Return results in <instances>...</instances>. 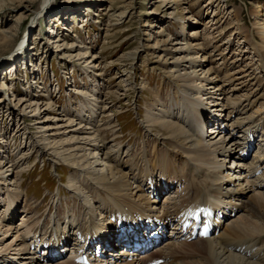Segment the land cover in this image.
Returning <instances> with one entry per match:
<instances>
[{
    "label": "bare ground",
    "instance_id": "obj_1",
    "mask_svg": "<svg viewBox=\"0 0 264 264\" xmlns=\"http://www.w3.org/2000/svg\"><path fill=\"white\" fill-rule=\"evenodd\" d=\"M35 2L0 0V14L21 9L20 17L24 16ZM135 2L125 0L120 12L114 8L117 0H96L99 10L104 11L102 15H107L109 22L119 23L133 18ZM51 3L52 0H42L33 24ZM222 3L226 1L211 0L206 8ZM151 4L155 8L149 17L178 18L190 30L170 36L161 27L153 31L154 27L146 22L141 26L143 38L139 39V46L125 53V58L131 60L145 54L176 79L169 97V119L159 104V115L146 116V137L153 149H148L146 142L138 156L133 155V147L117 142L118 132L112 120L115 116L108 114V100L100 98L102 84L98 80L89 90L74 91L73 95L83 97L77 110L73 107L60 111L52 97L43 101L38 92L26 96L14 93V81L28 71L26 68L34 66L29 60L16 63L25 51L22 45L10 55L9 59L18 54L12 59L16 64L11 63L2 73L12 75V79L8 83L4 77L0 85V91L4 90L0 93V121L8 120L12 125L17 119L16 129L21 131L28 128L31 120L37 131L32 142L29 140V148L25 144L28 149L12 150L0 129V142L7 143L0 146V247L9 239L0 249V264H79V258L104 264L115 255V264H147L158 258L165 261L157 264H264V87L255 82L259 78L252 75L248 66L242 67L237 61L228 64L230 59L224 54L221 60L225 66H214L219 60L205 55L207 48L200 39L198 24L187 16L188 9L179 0H155ZM90 9L87 7L90 16L86 21L91 20ZM235 12L238 10L229 11L227 16L233 17ZM253 14L255 22L251 27L239 15L230 28L236 29L235 37L243 42L241 46L245 45L244 52L254 53L253 59L264 75V6L258 5ZM60 16L67 19L66 14L59 12V23L51 26L54 29H47L51 35H58L50 44L54 42L58 54L82 62L88 77L101 76V56L90 53L84 45L68 44L64 33L60 34L62 30H56L59 24L64 25ZM223 32L220 37L225 35ZM17 34L18 26L3 28L0 50H7ZM38 44H34L36 50ZM73 47L78 50L70 51ZM27 54L32 61L33 53ZM20 63L26 67L18 66ZM36 67L33 71L38 70ZM33 87L41 89L37 82ZM155 127L159 131L154 133ZM251 136L257 139L259 148L254 155L244 157ZM30 150L51 158L54 166H67L73 171L64 187L80 205L77 213L69 209L63 217L57 211L45 216L46 210L45 218L37 222L36 214H28L30 202L21 179ZM19 151L22 152L18 154ZM59 197L58 191L51 203L61 205ZM198 204L211 208L215 205L227 217L212 236L192 241L174 236L155 252L137 260L123 257L126 250L114 236L119 233L116 228L120 223L126 222L135 230L136 221L147 226V221L161 219L173 224L174 229L180 219L191 214L189 209ZM229 211H236V215L229 216ZM20 218L22 223L16 227ZM95 240L101 248L94 247ZM50 244L59 255L43 259L47 254L45 246ZM67 249L69 253L65 252ZM102 253L107 256L102 257Z\"/></svg>",
    "mask_w": 264,
    "mask_h": 264
},
{
    "label": "rangeland",
    "instance_id": "obj_2",
    "mask_svg": "<svg viewBox=\"0 0 264 264\" xmlns=\"http://www.w3.org/2000/svg\"><path fill=\"white\" fill-rule=\"evenodd\" d=\"M35 1L32 4L31 11L24 16L20 17L19 11L21 9H16L17 11L10 10L6 14H0V31L3 28L6 30L9 26H18V36L12 42L8 43L10 47L7 50L3 49L4 51L2 49V51L0 50V85L2 80H5L4 77L7 80L12 79V75L7 77L8 74L5 76L2 73L12 63V59L18 55L14 53L13 57L9 59L12 52L17 51L22 45V50L25 47L27 49L25 48L24 53L22 52L20 54L18 57L19 60L16 63L21 62V59L27 62L29 60L31 65L34 67L37 66L36 69L38 70L33 71L35 68L32 66L26 68L28 71L21 73L18 79L14 81L12 86L16 89L14 93H17L18 96H26L38 92V95L43 101H48V98L52 97L57 108L60 111L66 110L67 112V109L73 110V107L77 110L79 103L83 99L80 94L73 95L72 93L76 89L89 90L94 87L95 82L98 80L102 84V96L100 98L105 97L108 100L109 105H107L110 107L108 114L113 115V117L115 116L112 120L118 132L117 142L133 147L130 148L135 156L140 155L141 148L146 142L148 149H153L152 142L146 137L147 133L144 126L146 116L150 115L153 118L159 115V106L161 105L165 115L169 119V97L175 87L176 79L166 74L160 65L152 63V60L145 54H141L136 60H131L125 58V53L131 52V50L134 51L139 46V39L143 38L141 26L146 22L148 25H152L151 27H154L153 31L161 27L165 35L170 36H176L177 33H180V35L184 34L190 29L188 27L185 29V23L178 18L158 19L155 16L153 17V15L149 17L150 11L155 8L151 2L155 0H136L137 2H135L133 9V18H124L122 22L120 21L121 23L117 20L109 22L107 15H102V12H104L102 8L99 10V5L96 4V0H52V3L47 6V10L33 24L35 14L40 9L42 3V0ZM225 1V4L222 3L219 7L210 9L208 7L207 9L206 6L211 0H179V4L183 3L182 6L188 9L187 14L189 15L187 16L192 18L191 20L193 21L195 19L197 22L198 25L196 26L200 31V39L204 43L205 48H207L205 55L219 60L214 64L215 67L223 68L225 66V64H222L224 61L221 60L224 54L226 58L230 59L227 62L228 64L237 61L242 67L248 66L250 72L253 73L252 75L259 78L255 79V82L258 84L261 82L260 85L264 87V75L259 71L258 63L254 60V53L248 54L244 52L246 49L244 48L245 45L242 44L241 46L243 42H239L235 37L236 29L230 28L234 25L233 23L239 15L243 19L242 22L247 27H251L255 22L253 13H255L258 5L264 6V1ZM124 3L125 0H117L114 8H119L121 12ZM87 7H91L90 10L93 12L90 21L88 19L86 21V18L90 16ZM234 8L239 13L235 12L236 15L234 16L233 14L231 19V17L227 16V13L235 10ZM76 11H80V13L77 14L75 13ZM59 12L66 14L67 19L63 20V16H60L59 19H62L61 21L64 22V25L59 24L60 26L58 28L56 27V30H62L60 34L63 35L64 33L65 36L63 38H66L68 44L75 43L76 45H84L88 47L90 53H98L101 56L103 70L101 76L95 78L90 74L88 77V74L84 72L85 65H81L82 62L72 57L69 58L58 54L59 49L56 48L54 42L50 44V40H55L58 35H51L47 29H54L55 27L53 28L51 26L59 23L57 21L59 17H57V14ZM219 12L222 13V15L220 14L221 16L217 15ZM193 21L192 23H194ZM216 27L218 28L216 29ZM222 31H224L223 35H225L220 37ZM35 42L39 43L38 50L34 48ZM77 50V47H73L70 51L76 52ZM27 52L33 53L32 61L28 59ZM202 53L203 51L200 54ZM23 54L26 58H23ZM16 63H12V65ZM19 65L26 67V64L23 65V63ZM16 70L17 73L18 69ZM35 82L39 84L41 89L37 90V88L33 87ZM58 84L60 86L59 94L56 93ZM144 85L145 88H141ZM0 93L3 94L2 92ZM117 93H120V97ZM9 98L11 99L10 95L8 96ZM158 104L159 106L156 107ZM70 113L73 114L72 116L75 119L77 118L75 112L72 111ZM52 115L54 116L56 114L52 113ZM105 119L106 117H104ZM7 121H0V129L2 136L9 143V147L12 150L28 149L30 145L29 140L32 142V139L36 136L35 131H37L35 126L32 125L33 122L30 120L27 125L28 128L25 127L20 131L19 128L16 129L17 119L13 121L16 125L12 122V125H9V121ZM17 131L20 132L17 133ZM152 131L155 133L159 130L155 127ZM107 137L108 139L111 138V132L109 130L107 131ZM26 143L28 148L25 147ZM6 144L0 142V146L5 147ZM21 152L19 151L18 154ZM29 153L27 167L23 171V177L21 179L24 189L26 191L28 189L27 200L30 202V205L27 207L28 214L31 217L36 214L33 217L37 222L40 218L44 219L47 214H54V211H57L61 217L69 209H73L77 213L80 205H78L76 200L70 198L69 191L64 187L67 185L73 171L67 168V166H54L50 160L51 158L48 159L47 157L41 156V154L35 151L30 150ZM1 155L2 153H0ZM58 191L60 194L59 198L61 199L60 203H63L55 206L51 203V200L52 196L56 195ZM46 210L49 213L47 212L44 216ZM21 223L20 218L16 227L20 226ZM8 240L4 241L0 249L9 242Z\"/></svg>",
    "mask_w": 264,
    "mask_h": 264
}]
</instances>
